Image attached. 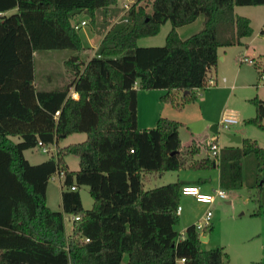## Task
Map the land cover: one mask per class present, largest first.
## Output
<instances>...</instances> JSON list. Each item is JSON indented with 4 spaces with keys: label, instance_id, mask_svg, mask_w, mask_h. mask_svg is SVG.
<instances>
[{
    "label": "trees",
    "instance_id": "trees-1",
    "mask_svg": "<svg viewBox=\"0 0 264 264\" xmlns=\"http://www.w3.org/2000/svg\"><path fill=\"white\" fill-rule=\"evenodd\" d=\"M133 1L108 29L119 13L117 0H0V264H228L223 248L202 249L194 225L183 237L174 228L181 188L209 184L210 177L154 189H145L144 182L147 175L216 169L219 188L237 190L243 159L251 155L255 186L263 187L264 147L244 138L198 160L195 142L182 147L179 122L158 118L155 128L138 129L137 94L162 90L160 102L181 110L209 87V78L218 85L211 71L219 51L242 47L253 34L249 19L237 16L235 8L264 6V0ZM80 13L89 16L92 29L107 31L86 60L73 24ZM200 17L202 29L180 39L178 28ZM168 22L162 47L137 46ZM58 50L78 54L64 62L59 88L40 91L34 53ZM253 64L261 77L264 70ZM251 103L255 117L246 123L264 130V101ZM79 133L86 136L83 142L60 148L63 139ZM39 145L49 152L54 147L55 156L32 164L24 152ZM65 155L79 160L77 171L68 170ZM58 174L65 188L61 212L51 210L46 198ZM80 186L88 187L93 200L89 210L71 190ZM262 208L252 215L260 216ZM64 214L79 217L69 235Z\"/></svg>",
    "mask_w": 264,
    "mask_h": 264
},
{
    "label": "rangeland",
    "instance_id": "rangeland-1",
    "mask_svg": "<svg viewBox=\"0 0 264 264\" xmlns=\"http://www.w3.org/2000/svg\"><path fill=\"white\" fill-rule=\"evenodd\" d=\"M117 3L119 7H122L123 5H131L134 1L117 0ZM241 8L252 10L255 7ZM259 8L264 9V7ZM122 9L118 8L119 13L118 15L114 14L108 29L114 23L121 21L123 18L121 16ZM146 11L151 12L150 5L147 6ZM240 11L238 10L239 13H241ZM262 19V16L255 18L253 25H260ZM81 20L87 22L86 26H81L78 30L82 46L85 49L81 57L86 60L90 54L95 53L94 47L97 42L95 43L93 40L96 39L97 41L100 35L103 34L102 29L104 27L92 29L89 16L83 13L76 15L73 24ZM201 22L202 17L191 24L178 28L179 38L186 40L189 36L198 33L202 29ZM170 27L169 22L162 25L157 35L139 39L137 46L140 48L162 47L168 32L171 30ZM242 42V47L224 48L218 53L217 67L212 69L211 74L215 76L217 73L216 77L219 81L226 79L225 84L219 83L216 86L197 92L196 100L183 104L181 110L160 102L159 98L164 94L162 90H152L150 93L138 91V129L151 130L155 128L156 123L149 121V118L152 119L153 115L179 122L182 124L179 128L181 145L183 148H187L192 142H195L200 147V152L195 156L198 160L208 155V144L214 139H217L220 148L235 146L236 144L230 142L227 135L254 140L263 148L264 130H260L252 124H247L246 121L255 117V108L251 103V99L258 98L264 101V81L260 80V73L254 65L239 64V57L246 56L248 59H253L255 64L261 66V69L264 70V34L256 29L250 38L244 39ZM77 54L78 52L70 50L35 52V85L38 90L59 88L66 71L64 62L77 56ZM225 85L227 87L224 90L216 91V89H222ZM208 92L210 95H208ZM202 98H205L204 103L201 102ZM231 116L238 119L239 124L230 126L226 130L219 129L218 133H215L214 127L219 126L221 119ZM262 123L264 124V120ZM85 137L83 133L70 135L63 139L59 146L61 148L83 142ZM11 140L15 143L19 141L18 138H11ZM24 155L32 164H39L50 156H55V148L52 147L49 153H44L39 148H35L25 151ZM63 160L69 171L75 172L79 169V160L75 156L65 155ZM242 174V187L225 192L228 193V200L217 198L209 206V210L213 214L210 220L211 227L198 231V233L201 237L208 239L207 242L202 243V249L223 248L228 255V264H264V208H262L260 216L252 215L260 204H264V186H255L257 174L253 156L247 155L243 159ZM206 175V178L210 177L214 180L211 184L213 188H216V169L208 170L206 173L179 170L164 172L162 175H147L149 180L144 182V187L145 189H154V187L172 184L178 179H195ZM261 177L264 180V173L261 174ZM59 179L62 181L61 183ZM59 179L55 177L54 180H51L46 191L47 206L53 211L59 210L61 190L65 189L62 187L64 179L62 177ZM76 192L81 198L82 208L85 210L91 209L93 200L89 196L88 187L80 186L76 189ZM179 206L183 215L180 216L174 228L175 231L184 236L185 228L191 223L195 225L200 221L207 206L191 202L190 198H182ZM63 216L66 234L69 235L72 228L70 218L73 215L64 214ZM126 260L127 257H124L123 263Z\"/></svg>",
    "mask_w": 264,
    "mask_h": 264
},
{
    "label": "built area",
    "instance_id": "built-area-1",
    "mask_svg": "<svg viewBox=\"0 0 264 264\" xmlns=\"http://www.w3.org/2000/svg\"><path fill=\"white\" fill-rule=\"evenodd\" d=\"M131 5H123L122 6L123 9H122V15L121 16H125L128 13L127 11L131 8ZM124 22H126V20H124ZM85 24H86L85 22L76 23V25L74 26V29L75 30L79 29L81 26H84ZM239 61H240L241 64L247 63V64L254 65L253 64L254 60L253 59H248L246 56L240 57ZM260 80L264 81V74L261 75ZM207 83H208L209 87H213V86L217 85V83H215L212 78H209L207 80ZM220 83L225 84V79H222L220 81ZM237 124H239L238 119H235L232 116L231 117H226V118H222L221 119L218 128L226 130V129H229L230 126L237 125ZM39 148H40V150L42 152L49 153V150L45 146L39 145ZM219 151H220V146L218 145L217 139L212 140V142H210L208 144L207 154L210 157H215V156H217L219 154ZM55 177H58V179L60 178L59 174L54 176L52 179L54 180ZM71 190L75 191L76 189L74 187H72ZM180 194L182 195L183 198L184 197H190V198L193 197L194 200L197 203L203 204V205L208 207V209L205 211L203 216L200 218V221H198L194 225L196 231H201V230L206 229V228H208L210 226V220H211L213 214H212V212H210L209 206L211 204H213L216 201L217 198H220L221 200H228V193H225L221 189H216V190L212 191L209 194H205V193H202L200 191L198 186H194V185L182 187L181 191H180ZM180 209L181 208L178 207L177 210H176V213L178 215H180ZM70 220H71V222L78 221L79 217L73 216L72 218H70ZM181 262H184V260L182 259Z\"/></svg>",
    "mask_w": 264,
    "mask_h": 264
},
{
    "label": "crops",
    "instance_id": "crops-1",
    "mask_svg": "<svg viewBox=\"0 0 264 264\" xmlns=\"http://www.w3.org/2000/svg\"><path fill=\"white\" fill-rule=\"evenodd\" d=\"M260 7H264V6H260ZM120 8V7H119ZM251 8H253V7H251ZM255 8H257L256 10H254ZM255 8H253L252 10H249V8H235L236 10H235V13H236V15L237 16H239V17H246V18H248L249 19V21H250V26L252 27V29H253V32L257 29L258 31H260L261 32V30H263L264 29V9L263 8H259V7H255ZM238 10H241L240 12L241 13H239L238 12ZM238 12V13H237ZM260 16H262L263 17V19H262V22L260 23V25H257V26H254L253 24V22H254V19L255 18H258V17H260ZM81 22H85L86 24L84 25V26H86L87 25V22L86 21H84V20H81V21H79V22H76V23H81ZM76 25V24H75ZM107 32V31H106ZM105 32V33H106ZM105 33H103L102 35H100V37L97 39V41H96V39L95 40H93V42L95 41V43H96V45H95V47H94V49H95V52H96V48H97V46L99 45V43H100V41H101V39L103 38V36H104V34ZM248 39V38H247ZM87 54V53H86ZM95 55V53L93 52L92 54H90V56H89V58L88 59H90V58H92L93 56ZM240 58V57H239ZM239 63H240V61H239ZM216 73V72H215ZM216 75H217V73L215 74V78H216V81L218 82V83H220V81L217 79V77H216ZM225 81H226V79H225ZM225 87H227L226 85L225 86H223V88L222 89H216V91H221V90H224V88ZM255 87H257L256 85H255ZM146 93H150V92H146ZM209 93V92H208ZM208 95H210V93L208 94ZM72 98L73 99H77L78 98V96L77 95H75L74 93H72ZM201 102L202 103H204L205 102V98H202V100H201ZM153 112V111H152ZM151 112V113H152ZM159 117L158 116H156V115H153L152 116V119L151 118H149V121H154L155 123L157 122L156 120L158 119ZM167 119V118H166ZM137 120H138V118H137ZM214 130H215V133H218V130H219V128L217 127H214ZM231 136H233V135H231ZM233 137H236V136H233ZM238 138H240V137H238ZM241 141H242V139H241ZM236 145H238V144H236ZM240 145V144H239ZM218 171L216 170V178H215V184H216V188L217 189H220L219 188V183H218ZM207 177V175L205 176V177H198V178H206ZM198 178H195V179H198ZM195 179H193V178H190V179H188V180H195ZM212 181H214V180H212L211 179V182ZM211 182H209V184H206V185H202V186H198L199 187V189H200V191L202 192V193H205V194H209V193H211L212 191H214V190H216V188H213V185L211 184ZM214 184V183H213ZM184 198H190V197H184ZM191 199V202H195V203H197L195 200H194V198L193 197H191L190 198ZM188 203H190V202H188ZM198 204V203H197ZM207 209H208V207H207ZM207 209H205L204 210V212L207 210ZM56 211H59V212H61L62 211V199H61V206H60V208H59V210H56ZM183 215V213H182V209H180V216H182ZM202 217V216H201ZM191 225H194L193 223H191V224H189L187 227H189V226H191ZM186 227V228H187ZM185 228V229H186ZM208 241V239L206 238V241L205 242H207ZM204 242V243H205Z\"/></svg>",
    "mask_w": 264,
    "mask_h": 264
},
{
    "label": "water",
    "instance_id": "water-1",
    "mask_svg": "<svg viewBox=\"0 0 264 264\" xmlns=\"http://www.w3.org/2000/svg\"><path fill=\"white\" fill-rule=\"evenodd\" d=\"M227 138H229L230 139V142H232V143H235V144H241V138H238V137H233V136H231V135H227ZM200 241L202 242V243H204L205 241H206V238H204V237H201L200 238Z\"/></svg>",
    "mask_w": 264,
    "mask_h": 264
}]
</instances>
